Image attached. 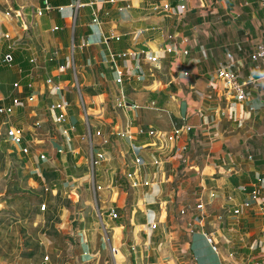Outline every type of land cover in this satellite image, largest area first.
I'll return each instance as SVG.
<instances>
[{
  "label": "crops",
  "instance_id": "obj_1",
  "mask_svg": "<svg viewBox=\"0 0 264 264\" xmlns=\"http://www.w3.org/2000/svg\"><path fill=\"white\" fill-rule=\"evenodd\" d=\"M48 1L38 15L44 0H0V106L32 79L36 93L0 113V264L264 261V62L250 57L264 4L90 0L75 18L77 0ZM221 68L248 82L247 100ZM59 99L63 124L48 112Z\"/></svg>",
  "mask_w": 264,
  "mask_h": 264
},
{
  "label": "built area",
  "instance_id": "obj_2",
  "mask_svg": "<svg viewBox=\"0 0 264 264\" xmlns=\"http://www.w3.org/2000/svg\"><path fill=\"white\" fill-rule=\"evenodd\" d=\"M179 1H185V0H179ZM259 2L264 4V0H259ZM89 3H93L92 1L89 0L88 3L82 2L81 0H77L74 8H75V12H74V17L76 18L77 15V11L78 9H80L81 7H83L86 4ZM180 6L182 8H185V4H180ZM53 8V6L50 4V2L48 0H44V7L43 8H38L35 10V13H37L38 15H42L44 13V11H49ZM165 8L169 9L170 5L166 4ZM5 15L8 16L11 19H16L18 22H20V26L23 32H30V24H27L23 21L22 19V14L21 11H16L13 12L11 10H8L5 12ZM96 16L94 18V21H96ZM7 37H9L10 35L7 34ZM143 53H146V50H142ZM131 53V52H130ZM129 53V54H130ZM128 53H123V56H126ZM250 57L253 61H263L264 62V42H261L259 44H257V46L254 48V50H252V52L250 53ZM149 59H151V61L153 62H157L158 58L156 56H149ZM4 62H6L8 65H11L10 63V57H4L3 59ZM31 62L35 63L36 59L35 58H31ZM117 73H118V78L117 81L118 82H122L123 78V73L121 70L117 69ZM219 77H221L223 80H225L230 87V93L235 97L236 100L238 101H245L248 99L249 96V91L247 89V85L248 82L245 80H242L239 73H237L235 70L233 69H225V68H221L219 69L218 72ZM32 79V78H31ZM49 83L52 84V90L53 92L56 93H60L61 92V84L57 83V82H53L52 79L49 78L48 80ZM19 83H15V87H18ZM27 94L24 98V100H22L19 97H15L13 100V104L10 106H0V113H7V114H11L14 112V109L16 106L21 105L24 101L26 102H34L35 98H36V93H35V86H34V80L32 79L30 82H28L27 84ZM48 112L53 116V120L55 123L57 124H63L66 122L67 120V116H66V105L62 100H55L54 102H52L49 106H48ZM54 113V115H53ZM180 133L179 129H174L172 131H163V130H155V129H151L150 130V134L151 135H157L160 137H166L167 140L172 141L176 138L177 134ZM12 134H13V138L15 142H22L23 140H25V130L23 128L20 127H16L12 130ZM98 134H100V132H98ZM59 151L62 152L63 149L62 147L59 148ZM42 157H45L44 155ZM104 158V154L97 152L96 153V157L93 159L94 164L99 160V159H103ZM256 191H253V195L256 194ZM42 208H45V204H43L41 206ZM197 207L201 210L204 209V205L203 203L199 202L197 204ZM240 210L236 209L235 213H239ZM109 215L112 218H118L119 217V212L117 209H111L109 211ZM104 228L106 229V224H104ZM153 227H156L155 224H153ZM210 241H212L211 238H209ZM216 250V246L213 247ZM112 252L114 253L115 248L111 247ZM49 256H45L44 258V264H47L49 261ZM216 264H226L222 261L217 262ZM248 264H264V261L259 259V258H253L250 260V262Z\"/></svg>",
  "mask_w": 264,
  "mask_h": 264
},
{
  "label": "water",
  "instance_id": "obj_3",
  "mask_svg": "<svg viewBox=\"0 0 264 264\" xmlns=\"http://www.w3.org/2000/svg\"><path fill=\"white\" fill-rule=\"evenodd\" d=\"M184 4L185 3V1H182V2H180V4ZM176 5V2L173 4V6H175ZM200 122H199V120H198V115H194V116H192L191 117V120L188 122V124L189 125H193V126H196V125H198Z\"/></svg>",
  "mask_w": 264,
  "mask_h": 264
},
{
  "label": "rangeland",
  "instance_id": "obj_4",
  "mask_svg": "<svg viewBox=\"0 0 264 264\" xmlns=\"http://www.w3.org/2000/svg\"><path fill=\"white\" fill-rule=\"evenodd\" d=\"M0 67H1V68H0V71H1V72H4V71H8V70H10L9 67H5V66L2 65L1 63H0Z\"/></svg>",
  "mask_w": 264,
  "mask_h": 264
}]
</instances>
